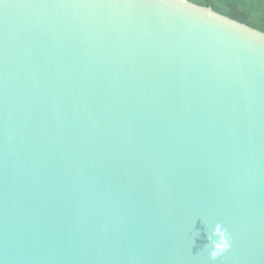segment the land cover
Returning a JSON list of instances; mask_svg holds the SVG:
<instances>
[{
	"label": "water",
	"instance_id": "95a60500",
	"mask_svg": "<svg viewBox=\"0 0 264 264\" xmlns=\"http://www.w3.org/2000/svg\"><path fill=\"white\" fill-rule=\"evenodd\" d=\"M0 264H264V32L189 0H0Z\"/></svg>",
	"mask_w": 264,
	"mask_h": 264
},
{
	"label": "trees",
	"instance_id": "16d2710c",
	"mask_svg": "<svg viewBox=\"0 0 264 264\" xmlns=\"http://www.w3.org/2000/svg\"><path fill=\"white\" fill-rule=\"evenodd\" d=\"M264 32V0H189Z\"/></svg>",
	"mask_w": 264,
	"mask_h": 264
},
{
	"label": "clouds",
	"instance_id": "9594fccd",
	"mask_svg": "<svg viewBox=\"0 0 264 264\" xmlns=\"http://www.w3.org/2000/svg\"><path fill=\"white\" fill-rule=\"evenodd\" d=\"M210 228L211 232L207 237L208 243L211 245L209 256L211 260H216L231 250L232 240L228 229L223 224L215 223L214 227L211 226Z\"/></svg>",
	"mask_w": 264,
	"mask_h": 264
}]
</instances>
